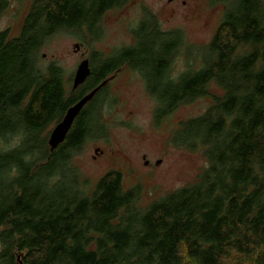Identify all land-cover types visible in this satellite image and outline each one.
<instances>
[{
	"label": "trees",
	"instance_id": "1",
	"mask_svg": "<svg viewBox=\"0 0 264 264\" xmlns=\"http://www.w3.org/2000/svg\"><path fill=\"white\" fill-rule=\"evenodd\" d=\"M131 0H33L20 35L0 32V264H264V0L229 2L202 65L177 79L169 70L185 46L146 14L135 43L108 58L94 52L92 72L70 89L57 63L39 52L60 32L99 38L107 11ZM11 0H0V16ZM124 64L158 101L156 120L211 96L204 114L182 121L173 141L201 147L208 167L198 180L143 206L139 188L111 171L91 194L72 165L85 142L105 132L93 105L83 108L53 152L50 126ZM215 82L223 90L212 95ZM13 137L17 143L8 147Z\"/></svg>",
	"mask_w": 264,
	"mask_h": 264
},
{
	"label": "rangeland",
	"instance_id": "2",
	"mask_svg": "<svg viewBox=\"0 0 264 264\" xmlns=\"http://www.w3.org/2000/svg\"><path fill=\"white\" fill-rule=\"evenodd\" d=\"M32 3L33 0H11L0 16V32L19 36ZM229 4L213 0H131L121 8L107 11L99 24V38L67 32L50 38L39 52V66L59 64L65 70L67 86L73 89L75 72L83 60L90 59L94 52L109 57L133 45L134 29L146 14L152 13L162 30H181L184 34L185 46L169 70V76L177 79L187 70L201 67V57L195 56L197 48L211 41ZM75 44L81 45L78 52L74 51ZM208 90L212 95L224 94L215 82ZM212 104L211 96L199 98L180 105L163 122H154L158 101L149 93L142 75L125 65L110 81L98 104H93L102 106L96 117L105 132L89 138L71 163L89 180V194L100 179L115 170L123 174L125 189L139 188L143 206L160 200L194 184L208 167L203 148L179 146L173 138L182 121L204 114ZM56 125L50 126L45 134ZM17 142L13 137L7 146L13 147ZM96 149L103 153H96Z\"/></svg>",
	"mask_w": 264,
	"mask_h": 264
},
{
	"label": "water",
	"instance_id": "3",
	"mask_svg": "<svg viewBox=\"0 0 264 264\" xmlns=\"http://www.w3.org/2000/svg\"><path fill=\"white\" fill-rule=\"evenodd\" d=\"M80 49H81L80 44L74 45L75 52H78ZM90 74H91V68L89 66V60L85 59L81 62L75 73L73 89H77L81 84H83ZM113 77L114 76L104 80L100 85H98L96 88L91 90L80 101H78L75 105H73L67 110L62 121L55 126V128L52 130L49 136L48 144L50 146L51 152H53L60 144H62L65 141L69 131L71 130L74 124L75 119L81 113V111L86 106V104L89 103L95 97V95L112 80ZM99 151L100 149L95 150L96 153L101 152ZM18 260H19L18 264H23V262L20 261V257L18 258Z\"/></svg>",
	"mask_w": 264,
	"mask_h": 264
},
{
	"label": "flooded vegetation",
	"instance_id": "4",
	"mask_svg": "<svg viewBox=\"0 0 264 264\" xmlns=\"http://www.w3.org/2000/svg\"><path fill=\"white\" fill-rule=\"evenodd\" d=\"M104 58H108V57H104ZM89 60V66H90V68H91V72H92V66H91V61H90V59H88ZM125 65H127L128 67H130L128 64H124L123 66H121L118 70H116L115 72H114V77L112 78V80L115 78V76L116 75H118L119 73H120V71L123 69V67L125 66ZM131 68V67H130ZM132 69V68H131ZM138 72V71H137ZM76 73V72H75ZM75 77V76H74ZM112 77V76H111ZM145 80V79H144ZM110 83V82H109ZM108 83V84H109ZM84 84V83H83ZM107 84V85H108ZM82 85V84H81ZM88 104V103H87ZM86 104V105H87ZM165 119V118H164ZM163 119V120H164ZM76 120V119H75ZM163 120H155L154 122H163ZM75 122V121H74ZM100 151H101V153H103V151L100 149ZM145 165H148V162H145Z\"/></svg>",
	"mask_w": 264,
	"mask_h": 264
}]
</instances>
